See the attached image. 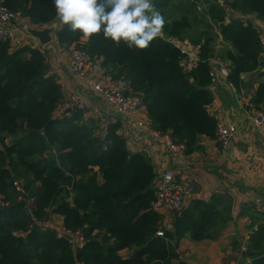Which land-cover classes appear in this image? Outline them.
Wrapping results in <instances>:
<instances>
[{"label": "trees", "instance_id": "trees-1", "mask_svg": "<svg viewBox=\"0 0 264 264\" xmlns=\"http://www.w3.org/2000/svg\"><path fill=\"white\" fill-rule=\"evenodd\" d=\"M205 1L207 12L195 24L189 14L174 17L170 12L173 6L195 7L189 0H153L166 24L145 50L116 46L102 35L83 42L66 26L56 33L60 48L76 45L95 62L101 60L112 80L127 79L153 129L169 133L188 155L199 149L202 136L215 138L218 126L208 111L212 72L217 70L214 28L231 45L220 52L229 62V81L240 90L246 86L244 75L256 74L260 80L251 104L264 106L260 31L241 18L227 22L230 11L264 20V0ZM4 3L32 25L56 21L52 0ZM169 38L200 45L195 69H185L184 54ZM64 98L40 47L0 41V264H186L179 253L183 239L221 236L232 219L233 202L221 194L209 201L191 200L173 217V229L158 236L163 221L154 207L158 174L149 156L128 149L118 119L103 133L96 116L82 111L56 116ZM15 180L34 199L32 214L19 200ZM53 215L63 218L66 230L83 232L84 248L75 251L66 237L46 227ZM251 241L242 252L243 264H264V222ZM124 249L133 250L129 258L120 255Z\"/></svg>", "mask_w": 264, "mask_h": 264}, {"label": "crops", "instance_id": "crops-1", "mask_svg": "<svg viewBox=\"0 0 264 264\" xmlns=\"http://www.w3.org/2000/svg\"><path fill=\"white\" fill-rule=\"evenodd\" d=\"M236 15L237 12L230 11L228 19L235 18ZM54 24H57L58 28L52 34L53 40L44 53L50 72L58 77L65 97L73 94L83 95L90 106L100 108L103 114L118 119L121 122L120 133L127 139L128 149L132 153L145 152L158 175L172 169L176 173V179L190 189L188 203L197 199L209 201L216 194L232 198V219L221 236L217 240L199 242L185 238L180 243L179 251L190 249V264L240 263L242 247L252 245L251 228L264 222V217L260 218V213L263 212L258 207L264 200V126L258 127L254 121L257 113L264 111V106L257 108L251 104L259 77L256 74L244 75L246 86L238 90L229 79L221 76L220 67L229 65V62L220 57V52L231 48V45L224 41L219 32L218 45L215 46L217 75L210 84L213 102L208 111L216 118L218 124L236 126L238 133L227 148H223L216 138L202 136L199 149L188 155L185 151L172 150L138 126V121L149 120L145 107L132 115H124L94 92L93 86L96 83L108 84L112 81L111 77L104 73L101 60L93 63L83 78L72 73L70 50L60 48L57 42L56 33L61 27L59 21L35 26L28 19L21 18L13 24L0 25L5 28H17L19 32L26 30L28 26L44 29ZM20 41L21 46L41 45L40 40L34 36H20ZM257 210L259 213H256ZM60 218L63 222V218ZM169 220L166 215L165 221ZM124 253L128 256L124 257ZM132 253L133 250L130 249L120 251L123 258H129ZM250 262L251 259L247 258L246 263Z\"/></svg>", "mask_w": 264, "mask_h": 264}, {"label": "built area", "instance_id": "built-area-1", "mask_svg": "<svg viewBox=\"0 0 264 264\" xmlns=\"http://www.w3.org/2000/svg\"><path fill=\"white\" fill-rule=\"evenodd\" d=\"M234 13V12H233ZM21 18L20 12H14L10 10L4 3V0H0V24H13L15 21ZM235 18H241L248 22H252L254 26L260 31L264 28V20H259L255 15H236ZM260 38L262 43L263 55H264V30L260 31ZM30 36V34L24 30L17 32V28H5L0 25V41L11 40L16 45H21L20 36ZM184 54L182 65L187 71L195 69L200 62V45L193 44L188 39L169 38ZM44 52L49 46H39ZM95 63L94 58L82 48L73 46L70 49V69L75 76L85 77L87 69ZM219 65V64H218ZM220 74L224 78H229L230 68L229 65L220 67ZM216 72H212L214 81L216 79ZM94 92L104 99L109 105L117 108V110L124 115H132L139 111L143 105V101L140 96L132 93L130 82L122 78L117 81H110L108 84L96 83L93 86ZM82 111L89 116H96L100 120L102 132L105 133L110 124L116 122V118L110 115L102 113L100 108L92 107L89 105L83 95L73 94L66 96L64 100L59 104L55 113L56 116L70 115L73 112ZM255 124L258 127L264 126V111H259L255 118ZM138 126L143 130L152 134V136L158 140H161L164 145L168 146L174 151H185V145L176 144L173 137L169 133H163L159 130L153 129L150 120L138 121ZM238 128L236 126H225L218 124L215 133V138L223 148H227L230 141L237 135ZM157 183V198L154 202L155 209L162 215V227L158 230V236H165L166 230H172V221L175 214L179 213L187 204L190 197V189L183 185L182 182L176 179V173L172 169H167L158 175ZM14 187L19 193V200H25L28 207V213H33L34 199L26 197V191L23 184L19 180L14 181ZM258 207L263 212L264 217V200H262ZM169 216V222L165 221V216ZM259 225L251 228V233L258 229ZM59 236L66 237L72 247L75 249H82L86 244V237L81 231H69L64 227L61 231H57ZM247 250V245L242 247V251ZM80 264V263H76Z\"/></svg>", "mask_w": 264, "mask_h": 264}, {"label": "clouds", "instance_id": "clouds-1", "mask_svg": "<svg viewBox=\"0 0 264 264\" xmlns=\"http://www.w3.org/2000/svg\"><path fill=\"white\" fill-rule=\"evenodd\" d=\"M56 20L85 40L102 35L119 46L145 50L166 20L153 0H52Z\"/></svg>", "mask_w": 264, "mask_h": 264}, {"label": "rangeland", "instance_id": "rangeland-1", "mask_svg": "<svg viewBox=\"0 0 264 264\" xmlns=\"http://www.w3.org/2000/svg\"><path fill=\"white\" fill-rule=\"evenodd\" d=\"M187 2V0H186ZM189 2L195 4V7H189V6H173L170 8V12L174 17H179L181 14H189V17H191L195 23V19L197 16L205 15L207 12V2L205 0H189ZM222 2V1H220ZM223 3V2H222ZM196 24V23H195ZM201 25H204L201 23ZM214 34L217 36L215 41V46L218 45V39H219V31L217 28H214L213 30ZM0 149H3L2 144L0 143ZM61 216L54 215L51 220L46 223V227H53L55 230L61 231L63 229V222L61 221ZM181 259L186 263L190 264V249H187L186 251H179ZM127 253H124L123 256L126 257ZM130 254V253H129ZM187 254V255H186ZM189 254V255H188ZM244 260L242 258L241 262L237 264H243ZM224 264V263H223Z\"/></svg>", "mask_w": 264, "mask_h": 264}, {"label": "water", "instance_id": "water-1", "mask_svg": "<svg viewBox=\"0 0 264 264\" xmlns=\"http://www.w3.org/2000/svg\"><path fill=\"white\" fill-rule=\"evenodd\" d=\"M227 22H229V19H227ZM57 28H58L57 24H54L53 26L44 29L28 26L26 28V31L30 34V36H34L38 38L42 46H47L52 42L53 40L52 34L57 30Z\"/></svg>", "mask_w": 264, "mask_h": 264}]
</instances>
